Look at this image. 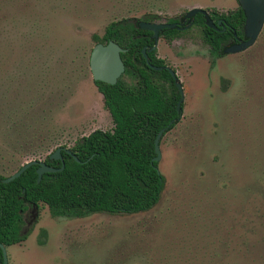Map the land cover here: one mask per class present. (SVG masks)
Returning a JSON list of instances; mask_svg holds the SVG:
<instances>
[{
	"label": "rangeland",
	"instance_id": "374dc122",
	"mask_svg": "<svg viewBox=\"0 0 264 264\" xmlns=\"http://www.w3.org/2000/svg\"><path fill=\"white\" fill-rule=\"evenodd\" d=\"M194 7L226 12L238 3L0 0L1 81L22 64L27 43L20 38L31 40L27 32L39 26L35 45H43L45 62L35 65L49 72L42 103L53 116L30 149L13 150L0 137L7 150L0 152V174L112 127L89 67L82 69L93 34L101 36L114 19L155 13L165 21ZM156 53L176 70L184 91L181 117L160 139L165 185L157 204L133 214L29 210L28 236L6 247L7 264H264V38L216 58L195 27L168 42L160 38ZM3 87L1 100L32 98L24 86L7 93Z\"/></svg>",
	"mask_w": 264,
	"mask_h": 264
},
{
	"label": "trees",
	"instance_id": "16d2710c",
	"mask_svg": "<svg viewBox=\"0 0 264 264\" xmlns=\"http://www.w3.org/2000/svg\"><path fill=\"white\" fill-rule=\"evenodd\" d=\"M210 14L213 20L220 18L226 23L225 31L208 27L201 13L196 14L189 30L199 28L210 53L220 57L224 54L223 48L236 38L233 30L237 37L243 38L245 16L239 6L227 12L211 9ZM159 17L149 13L142 18L154 21ZM40 29L44 30L43 26ZM39 31L37 26L27 32L31 40L25 36L20 38L27 43L20 53L22 64L6 75L5 82L0 78V90L4 86L7 93L14 86L16 91L24 86L23 91L32 96L30 102L21 98L18 104L14 103L18 100L16 96L1 100L5 96L3 93L0 97V137L13 150L35 146L31 144L41 137L45 125L53 119L49 114L51 108L45 109L42 103L49 72L35 65L45 62L43 45H35ZM179 34V30L170 28L160 32L167 40ZM151 35V31L137 25L134 17L111 20L101 36L92 35L94 42L114 40L126 49L121 53L125 70L116 83L93 80L110 113L112 127L94 129L76 139L69 149L79 161L72 154L61 151L64 168L44 172L39 182L36 164L9 182H3L5 176L0 174V242L6 247L27 238L28 233L24 231L27 212L43 205L53 216H83L91 212L133 214L148 211L157 204L165 176L159 169V162L153 160L156 155L154 140L161 128H165V133L178 121L180 111L176 104L180 94L168 70L156 71L146 64L141 49L153 43ZM261 38H264V26L257 39ZM148 56L152 64L162 66L165 63L157 57L156 50L150 51ZM83 61L82 69L86 70L89 55H85ZM67 80V86H71V76ZM6 151L0 148V152ZM44 160L54 167L61 165L60 160L50 159L49 153ZM41 236H46L44 229Z\"/></svg>",
	"mask_w": 264,
	"mask_h": 264
},
{
	"label": "water",
	"instance_id": "95a60500",
	"mask_svg": "<svg viewBox=\"0 0 264 264\" xmlns=\"http://www.w3.org/2000/svg\"><path fill=\"white\" fill-rule=\"evenodd\" d=\"M240 8L242 9L245 21H244V38L240 39L237 43H232L224 48V53H235L241 50L246 49L247 47L251 46L257 39L258 35L260 34L263 26H264V0H237ZM200 12L206 18V25L211 28L217 29V26L214 24L208 13L201 9V8H193L189 10L185 14V18H188V21H192L194 15ZM218 24H221V20H218ZM177 25L176 23H155V22H146L140 21L139 26L144 29L151 30L153 32L154 44L148 48V50L154 49L157 46V38L158 33L163 28H181V25ZM188 24L185 26L187 27ZM224 29V28H223ZM124 49L115 41L110 40L106 44L103 43H96L90 52L89 57V67L91 71L92 78L94 80L104 81L110 84L116 83L118 77L124 72V63L121 58V52ZM144 57L146 61H148L146 47L142 49ZM151 68L159 70L162 67L150 65ZM170 74L172 75L175 85L180 93V99L177 102V110H180V104L183 100V88L181 82L179 81L178 77L176 76L175 72L168 68ZM173 122L171 120L168 126ZM165 128H161L158 133L156 134L154 140V149L156 155L153 157V160L159 162L161 159V151H160V139L162 137ZM62 147H57L51 154L50 158L60 159L61 166L53 167L48 165L45 161L39 159H32L20 166L16 171L11 173L9 176L3 178V182H9L14 178L18 177L25 169L29 166L36 164V172H37V182L41 180L42 174L44 172H56L60 171L64 168L65 164L62 159L61 155ZM69 152V150H68ZM76 161L79 159L74 156ZM0 248L2 251V258L0 259V264H7V253H6V246L0 242Z\"/></svg>",
	"mask_w": 264,
	"mask_h": 264
},
{
	"label": "flooded vegetation",
	"instance_id": "af4514ba",
	"mask_svg": "<svg viewBox=\"0 0 264 264\" xmlns=\"http://www.w3.org/2000/svg\"><path fill=\"white\" fill-rule=\"evenodd\" d=\"M237 1V0H236ZM237 3H238V1H237ZM238 6H239V4H238ZM240 7V6H239ZM194 8H201V9H203V10H205L207 13H208V15L210 16V18H211V14H210V10L211 9H216V8H209V9H205V8H202V7H194ZM191 9H193V8H191ZM191 9H189V10H191ZM189 10H187L186 12H184V13H182V14H180L179 16H176V17H173V18H170V19H172V21H170V19H167V20H165V21H160L159 19H156V20H154V21H147V20H145V19H143L142 17L141 18H136V23H137V25L139 26V22L140 21H146V22H155V23H176L177 25H180V23L183 21V24L181 25V28H170V29H177V30H179L180 31V33L181 32H186V31H191L192 29H195V28H192V29H190L189 30V28H190V26H192L193 25V23H194V19H195V16H196V14L197 13H200V12H197L195 15H194V17H193V20L192 21H188V18H185V14L189 11ZM242 10V9H241ZM219 11V10H218ZM228 11H234V10H228ZM224 12V11H223ZM227 12V11H226ZM202 14V13H201ZM158 15V14H157ZM203 15V14H202ZM204 16V15H203ZM135 18V17H134ZM204 18H205V16H204ZM212 19V18H211ZM218 20H221V24H218L217 22H218ZM218 20H213L212 19V21L214 22V24L217 26V29H214V28H212L213 30H216V31H225V29H226V27H227V25H226V23H224V21L222 20V19H218ZM188 24V26L187 27H185L186 25ZM205 24H206V18H205ZM208 26V25H207ZM140 27V26H139ZM209 27V26H208ZM141 28V27H140ZM211 28V27H210ZM224 28V29H223ZM142 29H144V28H142ZM163 29H167V28H163ZM163 29H161L160 31H159V33H158V38H157V46L154 48V49H151V50H148V48H150L153 44H154V38H153V32L151 31V30H149V31H151L152 32V35H151V37H152V39H153V43L151 44V45H145V46H143V48L144 47H146V53H147V57H148V61H146V59H145V57H144V54H143V52H142V49H141V52H142V54H143V57H144V59H145V61H146V64H147V66L149 67V68H151L150 67V65H155V66H160V67H162L161 69H159V70H156V69H153V68H151V69H153V70H156V71H160V70H162V69H166V70H168V68H170V69H172L174 72H175V74H176V76H177V73H176V70L173 68V67H171L166 61H165V63L161 66V65H156V64H152L151 62H150V59H149V56H148V53L150 52V51H152V50H156V52H157V47H158V40L160 39V38H163V39H165L167 42L168 41H171V40H167L165 37H163V36H161L160 35V32L163 30ZM146 30H148V29H146ZM201 31V30H200ZM233 32H234V36L236 37L235 38V40L234 41H231L228 45H230V44H232V43H237L240 39H243L244 38V33H243V38H239V37H237V35H236V33H235V30H233ZM259 36V35H258ZM175 38V37H174ZM173 38V39H174ZM258 38V37H257ZM257 40V39H256ZM110 41V40H109ZM114 41V40H113ZM204 42V41H203ZM256 42V41H255ZM254 42V43H255ZM96 43H99V42H95V44ZM101 43V42H100ZM253 43V44H254ZM94 44V45H95ZM103 44H106V43H103ZM206 44V43H205ZM252 44V45H253ZM93 45V46H94ZM207 45V44H206ZM228 45H226V46H228ZM208 46V45H207ZM225 46V47H226ZM122 47V46H121ZM224 47V48H225ZM250 47V46H249ZM249 47H247V48H249ZM123 48V47H122ZM208 48H209V46H208ZM224 48H223V50H224ZM246 48V49H247ZM92 49V48H91ZM124 49V51L123 52H125L126 51V49L125 48H123ZM245 50V49H244ZM241 51H243V50H241ZM241 51H238V52H241ZM91 52V51H90ZM209 52H210V49H209ZM122 53V52H121ZM223 53H224V51H223ZM235 53H237V52H235ZM211 54V53H210ZM225 54H232V53H224L223 55H225ZM156 55H157V53H156ZM212 55V54H211ZM222 55V56H223ZM213 56V55H212ZM89 57H90V53H89ZM157 57H159V56H157ZM213 57H215V56H213ZM221 57V56H220ZM122 58V57H121ZM159 58H161V57H159ZM216 58H219V57H216ZM162 59H164V58H162ZM165 60V59H164ZM123 61V60H122ZM124 63V62H123ZM88 67H89V61H88ZM124 67H125V65H124ZM89 69H90V67H89ZM125 70V69H124ZM91 72V71H90ZM168 72H169V70H168ZM124 73V72H123ZM122 73V74H123ZM170 73V72H169ZM121 74V75H122ZM120 75V76H121ZM171 75V74H170ZM119 76V77H120ZM172 76V75H171ZM118 77V78H119ZM178 77V76H177ZM173 78V77H172ZM178 79H179V77H178ZM92 80H94L93 78H92ZM174 80V79H173ZM94 81H100V80H94ZM179 81H180V79H179ZM181 82V81H180ZM94 83V82H93ZM175 83V82H174ZM181 85H182V83H181ZM182 88H183V86H182ZM180 94V93H179ZM179 99H180V97H179ZM183 99H184V91H183ZM177 105V104H176ZM180 105H182V109H181V106H180V115H179V117H178V120L180 119V117H181V114H182V110H183V100H182V102H181V104ZM163 134H164V132H163ZM162 134V135H163ZM57 147H62V149H61V151H65V152H67V153H69V154H72L71 153V151H70V149H69V147H66V146H57ZM57 147H55L54 148V150L57 148ZM53 150V151H54ZM68 150H69V152H68ZM52 151V152H53ZM52 152H49V158H50V154L52 153ZM61 153V152H60ZM61 155H62V153H61ZM72 156L74 157L75 155H73L72 154ZM44 159H45V157H44ZM42 160V161H45V160ZM50 159H54V158H50ZM62 159H63V156H62ZM32 160V159H31ZM40 160V159H39ZM55 160H60V159H55ZM29 161V160H28ZM63 161H64V159H63ZM27 162V161H26ZM60 162H61V160H60ZM24 164V163H23ZM64 164H65V162H64ZM22 165V164H21ZM20 165V166H21ZM49 165V164H48ZM51 166V165H50ZM61 166V165H60ZM54 167V166H53ZM20 168V167H19ZM18 169V168H17ZM16 169V170H17ZM15 170V171H16ZM9 176V175H8ZM6 177V176H5ZM34 218H31L30 220H28L27 222H26V224H29V223H31L32 222V220H33ZM2 264V263H1Z\"/></svg>",
	"mask_w": 264,
	"mask_h": 264
}]
</instances>
